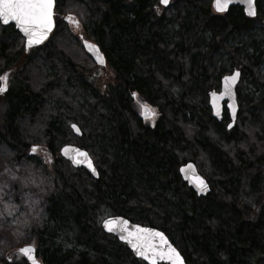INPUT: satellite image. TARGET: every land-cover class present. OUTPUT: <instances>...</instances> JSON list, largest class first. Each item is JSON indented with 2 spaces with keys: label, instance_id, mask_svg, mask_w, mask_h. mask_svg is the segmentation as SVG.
Instances as JSON below:
<instances>
[{
  "label": "trees",
  "instance_id": "obj_1",
  "mask_svg": "<svg viewBox=\"0 0 264 264\" xmlns=\"http://www.w3.org/2000/svg\"><path fill=\"white\" fill-rule=\"evenodd\" d=\"M263 20L260 0L255 18L241 7L217 15L211 0H56L53 34L29 52L0 25V74L15 69L0 95V156L34 162L35 146L51 161L46 220L31 226L42 264H146L103 232L109 216L162 231L186 264H264ZM80 36L100 47L105 68ZM234 70L240 109L229 131L208 93ZM139 102L153 107L152 123ZM66 144L88 151L98 179L60 156ZM189 160L210 184L205 197L180 177ZM0 264L25 260L0 254Z\"/></svg>",
  "mask_w": 264,
  "mask_h": 264
},
{
  "label": "snow or ice",
  "instance_id": "obj_2",
  "mask_svg": "<svg viewBox=\"0 0 264 264\" xmlns=\"http://www.w3.org/2000/svg\"><path fill=\"white\" fill-rule=\"evenodd\" d=\"M232 2L233 0H213V6L216 12L225 13L229 10V6ZM242 2L247 4V15L252 17L256 16L255 0H242ZM159 3L167 7L170 4V0H159ZM55 7L56 0H0V24H13L15 28L19 29L25 38V48L28 49L48 39L49 34L55 27ZM157 11H159V9ZM67 19L79 27V20L73 21L71 16L67 17ZM85 46L90 50L95 49L97 53L99 52V49L96 48L95 45L89 44L87 41H85ZM97 58L103 63V58L101 56ZM240 75L241 73L237 70L231 76H226L224 78L225 93L221 95L234 96L232 86L237 82ZM7 87L8 74H0V93L7 91ZM135 95L136 94L133 93V96ZM212 95L216 98V93ZM213 103L215 104V99ZM228 107L231 110L232 123H228L227 127L232 129L236 118V105L232 103L229 104ZM141 108L146 118L155 115L148 105L143 104ZM216 114L218 116L220 115L219 110H217ZM72 128L77 133L81 131L75 124L72 125ZM36 150V147L33 146L31 152L35 153ZM64 154L67 155V149L64 150ZM80 157H83L84 160L87 161L88 168L91 169L94 174H97L87 152L76 149L73 162L76 164L82 163L83 161ZM188 167L191 168L192 166L188 165ZM180 171L184 172L185 169L181 168ZM197 186L201 192L205 191L207 188L203 179L198 181ZM112 224V220L106 221L104 224L105 229L109 232H113L114 228L111 226ZM123 224L125 227L121 229L122 234L120 235V239L128 243L138 257L148 261L149 264H159L161 261L166 262V264H185L180 252L169 243L164 233L155 231L154 229L141 228L139 226L129 230L127 227L128 222L123 221ZM18 251L19 254L25 258V264H38L35 257L34 245L22 247ZM10 259L11 258H9V260Z\"/></svg>",
  "mask_w": 264,
  "mask_h": 264
},
{
  "label": "rangeland",
  "instance_id": "obj_3",
  "mask_svg": "<svg viewBox=\"0 0 264 264\" xmlns=\"http://www.w3.org/2000/svg\"><path fill=\"white\" fill-rule=\"evenodd\" d=\"M260 71L264 75V64ZM9 85L10 79L7 91ZM240 88L245 95H256L257 91L248 82L243 81ZM142 104L144 102H139V105ZM43 151L36 150L34 162L11 161L6 154L0 156V254L10 260L23 259L18 253L23 246H36L35 239L31 238V226L34 223L41 225L46 220L43 196L52 186L49 175L52 168L50 156ZM38 259L41 261L39 255Z\"/></svg>",
  "mask_w": 264,
  "mask_h": 264
},
{
  "label": "water",
  "instance_id": "obj_4",
  "mask_svg": "<svg viewBox=\"0 0 264 264\" xmlns=\"http://www.w3.org/2000/svg\"><path fill=\"white\" fill-rule=\"evenodd\" d=\"M257 1H258V0H255L256 13H257ZM263 1H264V0H263ZM170 2H171V0H170ZM163 6H164V5H163ZM235 6H240V7H242L243 10H244V14H245L247 17H249V18H255V17H256V16L252 17V16L247 15V11H246V9H247V4L244 3V2H242V0H233L232 4L229 6V10H230V8L235 7ZM164 7H165V6H164ZM167 7H168V6H167ZM212 8H213V11H214L215 13H217V14H224V13H218V12H216V10H215V8H214V6H213V0H212ZM229 10H228V11H229ZM228 11L225 12V13H228ZM256 15H257V14H256ZM66 20L68 21V19H66ZM10 25H13V24L3 25V26H10ZM15 29H16V30L22 35V37L24 38L23 33H21V32L19 31V29H17V28H15ZM54 29H55V27H54ZM54 29H53V31H54ZM53 31L49 34L48 39H49L50 36L52 35ZM24 39H25V38H24ZM48 39L45 40V41H43V42H42L41 44H39V45H34V46H32L31 48H28V49L25 48V49H26V51H29L30 49L36 48V47L42 45L44 42L48 41ZM85 41H87L89 44L95 45L96 48L99 49V52L97 53V51H96L95 49L90 50L89 48H87V47L85 46ZM82 44H83L84 50H85V51L88 53V55L93 59V61L95 62V64H96L97 66H100V67H104V66H106V63H107L106 57H105V55L103 54V52L101 51L100 47H99L97 44H95V43H93V42H91V41H88V40H83V41H82ZM98 56H101V57L103 58V63H101V62L98 60V58H97ZM235 71H237V70H235ZM235 71H233L230 75H227V76H231ZM238 71H239V70H238ZM239 72H240V71H239ZM240 73H241V72H240ZM225 77H226V76H225ZM225 77H223V79H222V81H221V91L218 92V93H216V92H212V93L209 94V106H210V109H211L212 117H213L215 120H217L218 122H221L222 119H223V112H224L223 103H224V102H227L226 107H227V109H228V113H229V116H230V119H231V123H232L231 110L229 109L228 105H229V104H232V103H235V105H236V118H235V123H236L237 115H238V112H239V105H238V100H237L236 89H237V86H238V84H239V82H240V80H241V75H240L239 79L237 80V82L232 86V91L234 92V96H232V97H230V96H228V95H221V94L225 93V83H224V78H225ZM213 93H216V98L213 97V95H212ZM214 99H215V104L213 103ZM148 107H149V106H148ZM149 108H150V107H149ZM217 110H219V112H220V115H219V116L216 114V113H217ZM152 117H153V116H149V117L146 118L145 115L143 114V109L141 108V118H142L143 120H150V119H152ZM235 123H234V125H235ZM72 125H73V124H72ZM72 125H71V130H72V132L74 133V135L77 136V137H79V138L82 137V131H80V133H77V132L72 128ZM75 125L79 128V126H78L77 124H75ZM234 125H233V127H234ZM228 129H229V128H228ZM80 130H81V129H80ZM65 149H67V155L64 154V150H65ZM76 149H79V150H81V151L87 152L88 157L91 159V162H92L93 167H95L94 162H93V159L91 158V156H90V154L88 153V151H86V150H84V149H81V148H79V147H77V146H74V145H65V146H63V147L61 148V150H60V155H61L66 161H68V162H69L74 168H83V169H85V170H86V171H87V172H88L93 178L98 179V177H99V173H98L96 167H95V169H96V173H97V174H94V173L91 171V169L88 168V166H87V161L84 160L83 157H80V159L83 161L82 163H80V164H76V163L73 162V157L76 155ZM188 165H191L192 167L189 168ZM181 168H184V169H185L184 172H181V171H180L181 178H182L183 181H184L185 183H187V185H188V186H189V187H190V188H191V189L197 194V196H199V197H205V196H207V195L210 193L211 189H210L209 184H208L207 181H206V180H205V179H204V178L198 173L197 167H196V165H195L193 162L186 163V164L182 165ZM181 168H180V169H181ZM200 179H203L204 182H205L206 185H207L206 190L203 191V192H201V191L199 190L198 186H197V185H198V181H199ZM108 220H112V221H113V224L111 225V226L114 228V231H113V232H109V231L106 230L105 227H104L105 222L108 221ZM123 221H127V222H128L127 227L129 228V230L135 229L136 226H139V227H141V228H146V229H154L155 231H159V230L156 229V228L150 227V226H143V225L135 224V223L131 222L130 220H128L127 218L122 217V216H111V217H107V218L104 219V220L102 221V223H101V228H102V230H103V232H104L105 234L113 235L114 237H116V238H117L122 244L126 245V246L129 248V250L131 251V253L133 254V256H134L136 259L141 260V261L145 262L146 264H149L148 261L143 260L142 258L138 257V256L135 254V252L133 251L132 247H131L128 243H126L125 241H123V240L120 239V235L122 234V233H121V229H122L123 227H125V225L123 224ZM159 232H162V231H159ZM162 233H163V232H162ZM164 235H165V234H164ZM165 236H166V235H165ZM166 237H167V236H166ZM167 239H168V237H167ZM168 241H169V243H171V241H170L169 239H168ZM171 244H172V243H171ZM172 246L175 247L173 244H172ZM24 247H25V246H24ZM175 248H176V247H175ZM176 249H177V248H176ZM180 254H181V253H180ZM181 256H182V255H181ZM35 257H36V260L38 261V259H37V250H36V248H35ZM182 257H183V256H182ZM23 258H24V257H23ZM24 259H25V258H24ZM183 259H184V257H183ZM184 262H185V259H184ZM38 264H41V262L38 261ZM159 264H166V262L161 261V262H159ZM185 264H186V262H185Z\"/></svg>",
  "mask_w": 264,
  "mask_h": 264
},
{
  "label": "bare ground",
  "instance_id": "obj_5",
  "mask_svg": "<svg viewBox=\"0 0 264 264\" xmlns=\"http://www.w3.org/2000/svg\"><path fill=\"white\" fill-rule=\"evenodd\" d=\"M172 1V0H171ZM161 5V4H160ZM170 5V4H169ZM162 7H164L163 5H161ZM169 7V6H168ZM164 8H167V7H164ZM257 16V15H256ZM263 25H264V20H263ZM231 74V73H230ZM230 74H228V75H230ZM225 76H227V75H225ZM224 76V77H225ZM223 79V78H222ZM222 79H221V81H222ZM240 82H241V80H240ZM240 82H239V84H240ZM220 87H221V83H220ZM220 91V90H219ZM219 91H216V90H214V91H211V92H209L208 93V100H209V94L210 93H212V92H216V93H218ZM209 108H210V106H209ZM181 168V167H180ZM180 170V169H179ZM211 188V187H210ZM211 192V191H210Z\"/></svg>",
  "mask_w": 264,
  "mask_h": 264
},
{
  "label": "flooded vegetation",
  "instance_id": "obj_6",
  "mask_svg": "<svg viewBox=\"0 0 264 264\" xmlns=\"http://www.w3.org/2000/svg\"><path fill=\"white\" fill-rule=\"evenodd\" d=\"M13 70H15V69L7 70V71H5V72H3V73H7V72H9V71H13ZM3 73H2V74H3ZM239 85H240V84H239Z\"/></svg>",
  "mask_w": 264,
  "mask_h": 264
}]
</instances>
